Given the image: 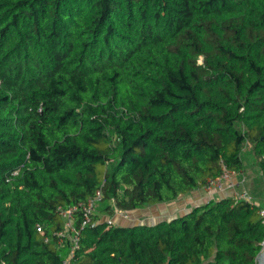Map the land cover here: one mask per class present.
I'll return each mask as SVG.
<instances>
[{"label": "trees", "instance_id": "1", "mask_svg": "<svg viewBox=\"0 0 264 264\" xmlns=\"http://www.w3.org/2000/svg\"><path fill=\"white\" fill-rule=\"evenodd\" d=\"M248 147L264 179V0H0V264H63L72 207L73 264H257L264 206L231 195L104 219L245 175Z\"/></svg>", "mask_w": 264, "mask_h": 264}, {"label": "built area", "instance_id": "2", "mask_svg": "<svg viewBox=\"0 0 264 264\" xmlns=\"http://www.w3.org/2000/svg\"><path fill=\"white\" fill-rule=\"evenodd\" d=\"M17 174V173H16ZM241 174H237L236 172L230 171L226 166H224L223 172L220 177L218 178H212L209 179L204 191L207 194L213 195L216 192H227V191H234V193L231 195V197L234 198L235 202L239 201H247L254 203V200L252 196L249 194V192L246 189H242L245 180L244 177H240ZM241 178V179H240ZM237 190V191H235ZM101 200V193L98 192L97 197L94 199H91L86 205H82L81 207L84 210V222L83 227L87 226L92 221V217L94 216V213L96 211V204L98 201ZM255 204V203H254ZM114 202V209L117 218L124 220L125 222L129 221L131 218V215L123 210H120L118 207L115 206ZM79 210L78 207H72L68 210H64L60 208V215L65 220V229L63 231H60L58 233L59 237V247L64 248L66 246V243L68 240H70L71 246L68 249V254L63 260V264H73L72 260L74 258V254L79 249V230L74 226L73 223V216L75 212ZM260 216L264 219V209H261L259 211ZM109 225H113L115 223L114 220H107ZM38 231L42 232V228L38 226Z\"/></svg>", "mask_w": 264, "mask_h": 264}, {"label": "crops", "instance_id": "3", "mask_svg": "<svg viewBox=\"0 0 264 264\" xmlns=\"http://www.w3.org/2000/svg\"><path fill=\"white\" fill-rule=\"evenodd\" d=\"M243 174L240 175V177H242ZM253 172L252 171H246V174L244 175L245 178H247L249 176L253 177ZM247 176V177H246ZM256 183L260 184L261 187L264 186V181L261 180L263 179L262 176L260 174H256ZM252 189V188H251ZM253 191V200L254 203L257 205H262L261 202H264V188H262L260 190V196H259V191L258 188L252 189ZM228 192L222 193V192H216L215 195H207L203 189L198 190L196 192H193L192 194L188 195V196H183L181 197L178 201L171 203V204H160L155 206L159 207L157 211L153 210L154 208H148L145 210H141V211H137L133 213H131V217L133 216V218H135L136 220L132 221L134 222V224H139V223H146V224H157L161 221H165V220H171L177 216H180L186 212L191 211L193 208L202 205L204 203H208L210 200L215 199V198H221V197H226L228 196ZM168 206L170 207L169 209H167L169 212L165 213L161 211V208L164 207V209H166ZM160 210V211H159ZM163 210V209H162ZM166 211V210H165ZM120 221V223H122L123 225H130L129 223H131V221H127L125 222L122 219H118Z\"/></svg>", "mask_w": 264, "mask_h": 264}, {"label": "rangeland", "instance_id": "4", "mask_svg": "<svg viewBox=\"0 0 264 264\" xmlns=\"http://www.w3.org/2000/svg\"><path fill=\"white\" fill-rule=\"evenodd\" d=\"M250 148L248 147V149H246V151H245V154H244V159H245V165H246V169H247V171H252L253 172V177H250L249 178V176L247 177V178H245V176L243 175V177H244V180H245V183H244V185H243V187H242V189L244 188V189H246L248 192H249V194L253 197V191L251 190V188L252 189H255V188H258V191H259V196H260V190L262 189V188H264V186L263 187H261L260 186V184H257L256 183V180H257V178H256V174H260V172H259V169H258V167L256 166V162H255V160L252 158V156L250 155ZM243 177H242V179H243ZM241 179V178H240ZM261 180H263L264 181V179H261ZM250 185V186H249ZM235 191H237V190H235ZM228 192V194L229 195H232L233 193H234V191H232V190H230V191H227ZM225 193V192H224ZM211 196V195H210ZM254 198V197H253ZM262 203V205L264 206V202H261ZM168 205V204H167ZM169 206V205H168ZM168 206H165V207H167L166 209H164V207H162L161 208V211L162 212H165V213H168L169 211L167 210V209H169L170 207H168ZM155 206H153V207H151V208H154ZM158 208L159 207H156V208H154L153 210H155V211H157L158 210ZM163 209V210H162ZM264 209V208H263ZM166 210V211H165ZM160 211V210H159ZM134 214H135V212H134ZM104 219L105 220H108V219H110V220H114V221H116V223H120V221L117 219V218H113V216H111V217H104ZM134 220H136L135 218H133V216L130 218V221H131V223H129L130 225H133L134 224V222H132V221H134ZM129 221V222H130Z\"/></svg>", "mask_w": 264, "mask_h": 264}, {"label": "water", "instance_id": "5", "mask_svg": "<svg viewBox=\"0 0 264 264\" xmlns=\"http://www.w3.org/2000/svg\"><path fill=\"white\" fill-rule=\"evenodd\" d=\"M257 264H264V243H263L262 251L257 257Z\"/></svg>", "mask_w": 264, "mask_h": 264}]
</instances>
